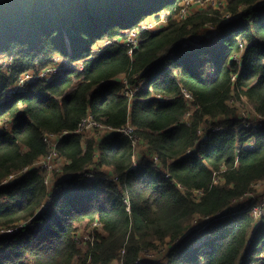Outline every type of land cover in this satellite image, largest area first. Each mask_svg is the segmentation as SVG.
<instances>
[{
	"label": "trees",
	"instance_id": "16d2710c",
	"mask_svg": "<svg viewBox=\"0 0 264 264\" xmlns=\"http://www.w3.org/2000/svg\"><path fill=\"white\" fill-rule=\"evenodd\" d=\"M183 1L0 0V60H10L0 65V124L12 125L0 126V184L22 172L0 186V264H137L160 246L168 247L167 264L261 260L264 214L251 215L255 201L233 208L264 183V128L237 131L230 102L245 97L264 116V0H230L224 10L181 19ZM164 12L161 30L142 26ZM134 31L140 44L130 53L125 40ZM242 51L240 65L234 57ZM55 56L83 68L7 95ZM121 77L143 86L133 101ZM90 117L105 126L101 143L102 132L77 133ZM208 124L227 130L203 129ZM51 133H65L57 153L66 162L53 192L47 171L36 167L50 152L44 136ZM134 139L163 171L147 154L135 166ZM249 142L253 148L238 151ZM87 171L97 179L84 178ZM81 227L87 240L77 238Z\"/></svg>",
	"mask_w": 264,
	"mask_h": 264
},
{
	"label": "built area",
	"instance_id": "2783aa9c",
	"mask_svg": "<svg viewBox=\"0 0 264 264\" xmlns=\"http://www.w3.org/2000/svg\"><path fill=\"white\" fill-rule=\"evenodd\" d=\"M215 4H216V0H184L183 3H182V6H181L182 9L180 11L179 17L181 19H185V18L189 17L190 16L189 15V10H190V8L193 5H197L200 8L205 9V7H208V6L209 7H212V6L214 7ZM166 24H167V20L166 19H162L161 21H157L154 26L151 25V24H147V26H144V27L146 29H149V30H152V31H157V30H161L164 26H166ZM125 43H126V46L129 47L130 53H133L134 50L136 48H138V46L140 44L139 31H134V32L130 33L128 35L127 39L125 40ZM96 52H101V49H99ZM242 54H243V51H242L241 55L239 54L240 56L236 55L234 57V59L240 65H241V61H242ZM57 58L58 57L54 58L53 64L50 67L46 68V69H42V70H39V71H30V72L24 73L19 78V80L16 83V85L9 89V91L7 92V95L8 96H13V95H16V94H18L20 92H23V90L25 89V87L28 84H30L32 82H35V81H38L40 79L47 80V78L49 77L47 75L48 73H54L51 76H53L55 78V77H57L59 75H62L69 66H74V67L77 66L80 69L83 68L82 63L71 64L69 62V60L66 61V62H61L60 63V61H58ZM233 79L236 80V77H234ZM120 82H122V84L124 85V88L122 90L123 95L126 98H128L130 101H133L135 99V97L137 96V93L140 91V86L141 85H139V86H130L125 77L120 78ZM186 97H188L189 99H192L191 94L188 93V92H186ZM159 98H161L160 95H159ZM256 114H257V116L254 117L251 120L248 119V118H244L243 119V124H241L239 126L237 131H243V130H254V131H257V130L263 129L264 128V116L260 115L258 113H256ZM239 120H240V118H239ZM2 124L5 125L6 127L9 126V124H7V123H2ZM86 127L87 128L92 127L91 129L99 130V133H101L102 130H105V126L104 125L96 123L90 117V118L86 119L82 123V125L80 126V129L77 131V133H81L83 135H86L85 133H83L84 131L87 130ZM205 128H208L209 131L214 132V133L224 132V131L227 130V127L224 126L223 124H216V125L208 124V125H205L203 129H205ZM124 132L126 134H130L131 135L132 134V129L130 127H127L124 130ZM203 133H204V130H202V135H203ZM63 134H65V133H61V134H53V133H51V134H46L44 136V141L50 147V152H49V154L46 157H44L43 159H41L37 163V165L40 168H42V169H44L46 171L56 168V162L59 159L58 153H57V146H58V143H59L60 139L62 138ZM136 142H138V140L134 139V143H133L134 147H136ZM244 147L245 148H253L254 144H253V142H249L245 146L239 145V150L238 151H240V149H242ZM191 153H192V151L188 150L187 154H191ZM149 161L152 163L154 168H160L161 167V162H160V159H159L158 156H156V155L151 156L149 158ZM135 166H137L136 163H135ZM15 175H17L18 178L21 176L20 174L19 175L18 174L11 175L6 180H4L0 184V186L7 185V184L13 182L15 180ZM107 176L110 179L113 178L110 175H107ZM83 177L86 178L89 182L95 181L97 179V176H96V174L93 171L85 172ZM18 178H16V179H18ZM47 185L49 186V181H47ZM49 191H50V187H49ZM251 193H249V194H251ZM249 194H247L246 196H248ZM52 199H53V194H51L48 197V202L44 206L45 209H48L50 207V203L52 202ZM124 201L127 203V205H129V201L127 199H125ZM254 201L256 202V200H254ZM244 208L246 210H248L249 206L246 204ZM257 208L263 209L264 205L263 206H258L255 203L254 205H251V207H250L251 215L254 218H256V219H259V217L263 214V210L259 209V211H258ZM128 210L130 211V209H128ZM226 214H227V212L226 213H221V214H219L216 217L217 218H222V217H225ZM217 218H215V219H217ZM212 220H214V219H212V218L207 219L205 221V223H203L199 227H202L201 229H204L205 225L207 223H209L210 221H212ZM24 226H25L24 223L23 224H19L15 228L3 230L2 233L14 234V233L18 232ZM100 226L101 225L98 224V223L94 224L92 226V228H91V232H93L96 228H99ZM86 239H88V238H86ZM122 254H124V252H122ZM142 259H145V258L142 256L141 259L138 260L137 264H144V262H142ZM256 264H264V255L261 257V260L258 261Z\"/></svg>",
	"mask_w": 264,
	"mask_h": 264
},
{
	"label": "rangeland",
	"instance_id": "374dc122",
	"mask_svg": "<svg viewBox=\"0 0 264 264\" xmlns=\"http://www.w3.org/2000/svg\"><path fill=\"white\" fill-rule=\"evenodd\" d=\"M230 2V0H216V4L214 5V9H222L224 10V8L227 7L228 3ZM209 7V6H208ZM208 7H205V8H208ZM204 10L203 8H200L199 6L197 5H193L190 10H189V15H193L194 12L196 11H202ZM166 13L164 12L162 14V19H166ZM150 17V16H149ZM156 18L154 16H151L150 19L144 21L142 23V26H147V24H151V25H155L157 20H155ZM161 19V20H162ZM159 20V21H161ZM99 48H96L94 51H98ZM240 56V55H239ZM57 58L58 61L61 62H66L68 61V59H65L61 56H55L54 58ZM10 60L9 58L7 57H3L1 58L0 60V65L3 67V68H7L9 67L10 65ZM52 74L54 73H48L47 75L49 76L47 78L48 81H52L54 79L53 76H51ZM123 78V77H121ZM142 87L143 86H140V90H142ZM230 105L232 108L235 109V114H234V118L235 119H239L240 118V125L243 124V119L244 118H248V119H253L254 117L257 116V112L255 111V108L254 106L245 98V97H238L237 94H234L233 96V99L231 100L230 102ZM228 118L226 117H220L219 120H215L216 122H222L223 120H226ZM0 126H2V124H0ZM12 125L9 124V128L11 127ZM92 127L90 128H87L86 127V131H84L83 133H85L86 135H88V137H93L94 134H98L99 133V130H95V129H91ZM106 130H102V134L101 135H96V138L98 139V141L100 142L101 140H103L106 135L104 134ZM101 143V142H100ZM135 151H136V155H135V159H136V164L138 165L139 164V159L141 156H143L144 154L148 155V158H150L151 156V153H149L147 151V146H145L143 143H140V141L136 142V147H135ZM66 165V162L62 159H58L57 162H56V168L55 169H51V170H47V179L49 181V187H50V192H53L55 187L57 186V181L56 179L59 181L60 179L59 178H62L63 177V174L61 173H58V171L61 169L62 166H65ZM36 167H39L37 164H36ZM159 169V168H158ZM161 171H163L161 168L159 169ZM107 171V175H110L111 177H114V172L111 170V169H108L106 170ZM22 176V172L20 174ZM20 176V177H21ZM16 178H18L17 175H15V180ZM115 178V177H114ZM200 194L199 193H196V196H199ZM256 200V205L258 206H263L264 205V183L263 182H259L257 183L254 188H253V191L251 194H249L248 196L244 197L243 199H241L239 202H235L234 203V207L233 209H238L240 208L241 206H245L247 203H249L250 201H254ZM258 211L259 209L260 210H263V214H264V208L261 209V208H257ZM244 210H246L244 208ZM201 226V225H198V227ZM77 238L80 239V240H87V236H86V229L84 227H81L79 230H78V234H77ZM166 246H160L159 249L157 251H154V252H151V253H146L143 255V257L145 258L144 261H151L152 264H167V252H168V247L166 249Z\"/></svg>",
	"mask_w": 264,
	"mask_h": 264
},
{
	"label": "clouds",
	"instance_id": "9594fccd",
	"mask_svg": "<svg viewBox=\"0 0 264 264\" xmlns=\"http://www.w3.org/2000/svg\"><path fill=\"white\" fill-rule=\"evenodd\" d=\"M78 236V235H77Z\"/></svg>",
	"mask_w": 264,
	"mask_h": 264
}]
</instances>
